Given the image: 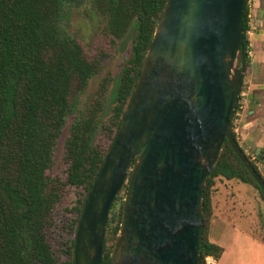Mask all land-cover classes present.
I'll list each match as a JSON object with an SVG mask.
<instances>
[{"label":"trees","instance_id":"1","mask_svg":"<svg viewBox=\"0 0 264 264\" xmlns=\"http://www.w3.org/2000/svg\"><path fill=\"white\" fill-rule=\"evenodd\" d=\"M166 2L0 0V264H75L76 234L86 198L130 104ZM86 3L96 11L103 34L114 44L134 29L136 35L113 92L109 93L107 77L98 94L79 111L81 94L101 72L107 54L70 31L74 10ZM249 15V0H245L242 78L231 118L236 139L233 119L251 62ZM78 111L65 142L63 164L54 174L59 139L68 118ZM218 177L253 184L264 197V190L226 140L205 186L201 264L210 255L218 261L224 252L209 237L215 213L212 189ZM123 189L127 190L126 184L109 210L103 264L111 262Z\"/></svg>","mask_w":264,"mask_h":264},{"label":"water","instance_id":"2","mask_svg":"<svg viewBox=\"0 0 264 264\" xmlns=\"http://www.w3.org/2000/svg\"><path fill=\"white\" fill-rule=\"evenodd\" d=\"M244 1L167 0L86 198L75 264H103L109 210L125 182L110 264H201L205 186L226 140L264 190L231 127L242 78Z\"/></svg>","mask_w":264,"mask_h":264},{"label":"rangeland","instance_id":"3","mask_svg":"<svg viewBox=\"0 0 264 264\" xmlns=\"http://www.w3.org/2000/svg\"><path fill=\"white\" fill-rule=\"evenodd\" d=\"M102 25L103 23L101 22L99 16L97 15L96 11L92 9V6L89 3L76 8L70 21V31L74 33L81 41L89 46L91 45L92 47H95L94 50L99 51L100 48H104V50L106 49L105 52H107V54L103 57V67L101 72L91 80L86 90L81 94L80 103L78 106L79 111L85 107L89 100L98 94L101 83L107 77L110 79L109 93L111 94L113 92L115 89V82L118 80L121 72L122 62L130 55L131 47L135 39L136 30L134 29L126 38H117V43L114 44L111 38L106 37L103 34L101 29ZM135 27L136 22L132 28ZM244 90L246 91V86L244 87ZM79 111L68 118L63 133L59 139L55 163L52 170L54 174H57L60 171L61 164H63L65 142L69 135L70 126ZM234 122L235 120L233 119V129L235 128ZM240 122L239 133H236L238 134L236 135L237 140L244 149V152L251 156V159L254 160L259 168V171L264 176V156H258L256 152V146L251 145L250 142L246 140L242 134L243 131L241 130L242 128ZM124 184L127 185V182ZM212 193L215 205L214 212L218 211V208L222 205L224 200H244L246 205L242 207L241 213L245 215V218L248 216V212L250 211L248 209H251L252 211L253 208H255V212L253 213L255 216V224L258 221H256V218L259 219V226L255 227V229H259V232L255 233H258L259 237L264 240V197L260 193L259 189L255 187V185L244 183L236 179L229 180L224 177H218L216 179V184L212 189ZM121 194L125 195L126 190L123 189ZM237 223L243 227H247L248 225L250 226L248 219H245V221L242 222L238 221ZM256 256L257 250L255 252V257ZM255 264H264V243L262 241L260 243L259 259L257 262H255Z\"/></svg>","mask_w":264,"mask_h":264},{"label":"crops","instance_id":"4","mask_svg":"<svg viewBox=\"0 0 264 264\" xmlns=\"http://www.w3.org/2000/svg\"><path fill=\"white\" fill-rule=\"evenodd\" d=\"M249 5L253 29L248 36L252 56L245 79L247 102L242 114L241 130L246 140L256 146L257 155L264 156V0H249ZM259 149L263 152L258 154ZM244 205V200H224L214 213L209 237L224 248L216 264H255L259 259L260 243H264L255 233L259 232L258 228L255 229L259 226V219L256 218L258 224H255V208L252 211L248 209L250 211L245 218L241 213ZM245 219H248L250 226L243 227L237 223Z\"/></svg>","mask_w":264,"mask_h":264},{"label":"built area","instance_id":"5","mask_svg":"<svg viewBox=\"0 0 264 264\" xmlns=\"http://www.w3.org/2000/svg\"><path fill=\"white\" fill-rule=\"evenodd\" d=\"M249 24H250V29L247 31L248 35L253 29L251 21L249 22ZM248 56H249V58H251V56H252V50H251L250 43H249V46H248ZM246 102H247V93L243 89V91L240 94L239 109L235 113V118H234V120H235V122H234L235 123V128L233 130L235 131V133H239V122H240V120H242V116H243L242 114H243V110L245 109ZM236 135H238V134H236ZM206 264H216V259L213 256H211V255L207 256L206 257Z\"/></svg>","mask_w":264,"mask_h":264}]
</instances>
